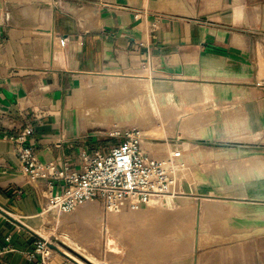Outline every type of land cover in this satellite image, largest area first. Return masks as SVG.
Listing matches in <instances>:
<instances>
[{"label":"crops","instance_id":"1","mask_svg":"<svg viewBox=\"0 0 264 264\" xmlns=\"http://www.w3.org/2000/svg\"><path fill=\"white\" fill-rule=\"evenodd\" d=\"M94 76L92 87L84 83ZM157 78L182 84L186 100L239 102L264 130V0H0V246L6 238L11 246L1 264H32L26 252L48 186L21 173L3 133L31 125L26 143L41 160L78 170L83 151L112 144L74 133L73 87L80 84L77 109L86 91L122 80L161 85L175 105L172 85L149 82ZM236 117L234 124H249ZM119 118L101 127L79 120L81 128H108ZM238 158L233 165L250 167L237 188L197 185L189 190L220 194H169L183 198L177 208L184 212L173 220L165 208L155 211L157 200L133 211L131 245L109 264H264V158ZM52 185L54 193L64 188L62 180ZM50 264L76 263L54 256Z\"/></svg>","mask_w":264,"mask_h":264},{"label":"rangeland","instance_id":"2","mask_svg":"<svg viewBox=\"0 0 264 264\" xmlns=\"http://www.w3.org/2000/svg\"><path fill=\"white\" fill-rule=\"evenodd\" d=\"M96 78L98 77L87 78L84 83L92 87ZM102 79L112 81L118 78ZM149 82L172 85L175 92V105H171L168 100H165V96L161 94V85L122 80L117 85L129 89L122 93L108 91V94L117 97L114 102L118 103L116 110L121 113V107L130 109L135 101H138L139 116L135 114L130 119L117 114V111L111 115L95 117L80 103L77 109L75 103L80 91V84L75 85L70 96V109L68 110V112L75 111V123L71 121L75 128H72L74 133L80 136V140L89 136L86 137L88 141L91 138L100 145L115 144L120 138L111 135L115 127L97 128L86 125L81 128L80 120L83 124L101 127L104 126L103 122L111 123L121 116L122 120H119V126L136 128L141 136V145L142 143L144 145L142 147L151 154L157 157L174 158V152H178L179 155L174 159L177 165L174 169L172 195L185 196L194 192L220 194L213 189L204 188L198 191L189 189L190 186H209L210 184L226 189L228 185L238 186L243 183V177L250 166L233 165L232 162L237 161L238 156L243 155L264 158V130L254 128L255 126L250 122L251 118L246 117V112L243 107L241 108L242 105L236 101L222 103L212 99L203 101L192 98L186 100V98H182L183 85L180 83L165 78H157L154 81L151 79ZM130 88L133 89L130 90ZM106 89L92 88L90 92L86 91L83 97L91 100L97 94L104 95ZM151 90L157 91L151 93ZM115 105L117 104H111L109 107L114 109ZM146 112H149L150 115L145 118L143 114ZM240 114L246 117L248 125L233 123V119ZM245 167L246 169H243ZM151 198L150 202L143 206L154 204L155 200L157 203L163 202L155 211L161 212L160 210L165 208L170 212L168 216L170 215L171 220L184 212L177 208V204L183 198H174L169 194L153 195ZM124 203L119 212H106L102 205L94 200L66 215L49 211L40 216V221L34 230L51 244V247L56 251L54 252L56 256H63L74 263L76 260V264L114 263L115 260L121 258L119 256L126 253V247L131 245L125 242L130 241L129 238L133 233L128 226L132 213L135 215L136 211H129L131 209L126 205L127 202ZM159 212L153 213L155 221L159 216L162 220L164 213ZM115 215L123 217L118 219L117 225L113 223L117 219H114ZM97 231L100 232L98 238L93 234ZM62 250L73 257L68 256ZM136 254L137 251H135Z\"/></svg>","mask_w":264,"mask_h":264},{"label":"built area","instance_id":"3","mask_svg":"<svg viewBox=\"0 0 264 264\" xmlns=\"http://www.w3.org/2000/svg\"><path fill=\"white\" fill-rule=\"evenodd\" d=\"M157 22L156 18L152 28L157 26ZM31 132L32 126L26 125L22 129L4 132L2 138L11 143L18 169L28 180H48L47 188L40 193V216L49 211L70 214L93 200L100 203L106 212L121 211L124 202L131 210H137L153 195L171 194L177 165L174 159L179 153L174 152V158L151 154L142 147L140 133L134 127H115L111 135L119 136V141L105 150L83 151L78 170L67 163L57 166L53 161L41 160L38 149L26 143ZM53 180L64 182L61 192L52 191ZM6 242L0 246V264L2 255L11 250L8 238ZM54 252L51 244L36 233L33 248L26 252V258L32 264H50L56 256Z\"/></svg>","mask_w":264,"mask_h":264},{"label":"bare ground","instance_id":"4","mask_svg":"<svg viewBox=\"0 0 264 264\" xmlns=\"http://www.w3.org/2000/svg\"><path fill=\"white\" fill-rule=\"evenodd\" d=\"M120 82V81H113L112 83H110L109 87L110 89H106L105 90V94H97L94 96V98H92L91 100H88L87 98L83 97L81 100H80V105L81 106H84L87 111H89L93 116L95 117H98V116H106V115H111L113 113H115L117 110L116 108L118 107V103L114 102V99H116L117 97H115L113 94H108V91H110L111 93H113V91L115 93H122L124 91H126V89L128 90L129 88H125V86H119L117 85V83ZM133 88H130V90H132ZM111 104H117L115 105L114 109L110 108L109 106ZM132 105V103H131ZM138 108H139V104H138V101H135V103L130 107V109H125L124 107H121V112H118L117 111V114H121V116H126L128 117V119L130 118H133L135 114H137L139 116V111H138ZM85 109V110H86ZM89 109V110H88ZM145 118L147 116L150 115V113L146 112L145 114ZM237 118V117H235ZM234 120V119H233ZM107 121V120H105ZM116 121H113L111 123H106V122H103L102 124L103 125H111V124H115ZM117 126H119V122L116 123ZM143 145V143H142ZM144 146V145H143ZM147 150V149H146ZM259 160V159H258ZM257 164V163H256ZM249 169V168H248ZM248 172V171H247ZM246 172V173H247ZM252 173V172H251ZM258 173V172H257ZM260 174V172H259ZM249 175V174H248ZM253 175V174H251ZM250 177V176H249ZM247 178V176H246ZM237 188V186L235 187ZM234 189V188H233ZM152 199V198H151ZM150 199V200H151ZM150 202V201H148ZM88 207V206H87ZM89 210V209H88ZM93 234L97 235V238L100 236V232H93ZM92 236V234H91ZM65 254H67L68 256H72L71 254H69L68 252L62 250ZM73 257V256H72ZM75 258V257H74ZM76 261V260H75ZM77 262V261H76ZM83 264V263H82Z\"/></svg>","mask_w":264,"mask_h":264},{"label":"water","instance_id":"5","mask_svg":"<svg viewBox=\"0 0 264 264\" xmlns=\"http://www.w3.org/2000/svg\"><path fill=\"white\" fill-rule=\"evenodd\" d=\"M75 261V260H74ZM76 262V261H75ZM77 263V262H76Z\"/></svg>","mask_w":264,"mask_h":264}]
</instances>
